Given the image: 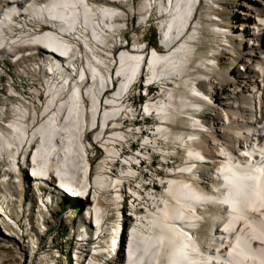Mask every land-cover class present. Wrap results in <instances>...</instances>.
Wrapping results in <instances>:
<instances>
[{
    "label": "bare ground",
    "instance_id": "obj_1",
    "mask_svg": "<svg viewBox=\"0 0 264 264\" xmlns=\"http://www.w3.org/2000/svg\"><path fill=\"white\" fill-rule=\"evenodd\" d=\"M109 1L122 0H0V57L36 47L46 56L0 62V159L20 158L21 172L0 167V245L14 250L16 264H24L25 248L47 252L33 264H59L61 251L64 264H264V0H144L128 11ZM154 10L168 50L134 46L116 58L120 28ZM21 12L26 29L15 21ZM69 49L71 65L82 68L77 79L49 54ZM43 70L46 102L34 111L19 107L13 76ZM140 76L173 86L145 105L139 79L124 114L119 96H105L109 84L118 78L126 89ZM33 93L35 100L40 90ZM151 111L160 142L148 152L151 173L134 171L145 151L126 141L119 160L134 157L116 197L120 166L101 161L91 178L95 138L88 134L112 123L105 134L124 141L114 121L121 115L136 122L130 136L152 133L154 119L140 120ZM258 153L259 163L246 166L251 173L240 175L233 163ZM101 202L110 208L108 230L102 244L89 243L103 232V208L93 210ZM61 225L72 232L67 249L56 243ZM46 242L58 245L55 254L43 249Z\"/></svg>",
    "mask_w": 264,
    "mask_h": 264
},
{
    "label": "built area",
    "instance_id": "obj_2",
    "mask_svg": "<svg viewBox=\"0 0 264 264\" xmlns=\"http://www.w3.org/2000/svg\"><path fill=\"white\" fill-rule=\"evenodd\" d=\"M195 14V13H194ZM195 15L192 17V20H194ZM190 25V24H189ZM189 30V26H188ZM160 46L162 47V51H166V46L162 43L161 38H159ZM74 74H76V71L74 70ZM168 81L163 82H153L148 81L145 79V87H140V89H143V93L145 94V105L149 100L154 102V98H161V95L164 94L168 89L173 86L172 84H167ZM133 87H138V81L133 84L131 87L127 88L125 90V93H118L117 91H113L111 94H109L110 98H117L119 96L118 100V106L124 107L127 111H124V114H128V97L131 96V93L133 92ZM43 90V89H42ZM40 89V91H42ZM32 92L31 96H34V93L31 89L24 90V88L19 89L18 88V106L19 107H26L32 111L39 110L43 102L39 100V96H36V99H31L30 93ZM36 103L35 105H32L31 103ZM109 109L111 106H109ZM158 114L156 112H148L147 117H140V120H143V124H145L146 119H154V128L152 133H144L142 135L137 136H130V129L135 125L136 122H132L130 115L117 117L114 121L116 123H119L120 126L118 127L119 130L126 132V139L122 142H119V135H115L112 133H106L110 132L112 123L109 126H106L104 128V133L100 134L99 130L95 129L94 132L88 134L92 139L94 140L93 150L89 153L88 163H89V169H90V177L93 178V176L96 174V168L98 167L99 163L102 161V163L108 161L110 165H119L120 166V173L118 174L116 178V197H118L119 189L122 185H127L129 182H127V165H132V159L134 157V151H132V154H129L127 157V160H119V151L124 146L126 141H134V149L135 144H142V151H145V159H144V166L143 167H135L134 171H138V176H141L142 171H149L150 175V167L148 166V152L151 150V147L159 146L160 142H154V133L156 132L155 128V120L157 119ZM8 127V116H7V123L5 125ZM109 141L112 147L106 143ZM19 162L20 158H17V161L11 162L6 157L1 156L0 159V167H2L5 170H8L12 175H20L21 172L19 170ZM48 178L49 180H53V177L50 175ZM46 198V193H43ZM111 200V199H107ZM103 208L102 210H98V207ZM93 210L99 211V219L101 220L100 224L103 225V232L100 233L99 238H93V240H100V243L104 238V230H108L107 225V218H108V212L110 211L109 206L106 208V204L100 203L98 206H93ZM142 211V208L141 210ZM102 244V243H101ZM23 246V244H21ZM24 247V246H23ZM25 248V247H24ZM26 258L24 260V264H33V259L36 257L38 258V253H47V252H40L39 251H33V253H30L28 249H26ZM14 253L13 258V264L16 262L14 261V258L16 257V254L14 250H12ZM95 256V255H94ZM77 257V254H76Z\"/></svg>",
    "mask_w": 264,
    "mask_h": 264
},
{
    "label": "rangeland",
    "instance_id": "obj_3",
    "mask_svg": "<svg viewBox=\"0 0 264 264\" xmlns=\"http://www.w3.org/2000/svg\"><path fill=\"white\" fill-rule=\"evenodd\" d=\"M144 2V0H134V1H131V0H122L120 2V6L127 10L130 9V7H138L140 6V4ZM218 11V10H217ZM148 15V14H147ZM134 20L135 18L132 19V28L131 30H129V32L131 33V38L133 39V41H135V38H136V35L134 33V31H136L138 29V24L134 23ZM156 28L158 29V21L156 20V10H154L153 12V15L152 17L150 18V27L148 30H145L143 31L144 33H146L145 37H144V40L147 42V43H152L153 45H156ZM138 35H141L140 32L138 33ZM135 38H134V37ZM34 60H32L30 63H32ZM225 68H226V65H225ZM48 73V72H47ZM45 70H43L41 73L37 72V73H31L30 71H28L26 74H21V73H18V74H15L13 77H14V80H15V83H16V87L19 88V89H22L24 88V90H27V89H31L32 91H35V87L38 88L39 90L43 89L46 87V78H45ZM40 85H43V88L40 86ZM65 200H63L61 202V206H60V209L61 208H65L67 206V202L66 201H69L68 199L64 198ZM72 200V199H70ZM56 216L54 218V221L57 223V219L58 217L60 216V213L58 211H56ZM69 221H67L65 223L68 224ZM61 228V230H58V237H57V244L59 245L60 243H63V245H61V248H68L71 246V243H70V246H69V242H71V233L72 232H67L64 230H62V225L59 227ZM68 242H67V241ZM66 241V243H65ZM55 243L52 242V244H47V242L45 243V246L43 247V249H47L48 251H52L54 254L56 252H54L55 248H57V246ZM80 247L82 248L83 252L86 253V255H88L89 253V249L86 247L85 245V242L83 241L80 245ZM64 250V249H62ZM63 252H67V251H61L60 253V256L58 258V261H59V264H64L65 260H64V253ZM6 254L8 255L7 257L4 258L3 262L5 264H8V263H13V258H12V255H14L13 251L12 250H5V248L0 245V255L2 254ZM66 255V254H65ZM14 261L16 263L19 262L18 258H14ZM36 264H48V260H44V261H38ZM115 264V263H114Z\"/></svg>",
    "mask_w": 264,
    "mask_h": 264
}]
</instances>
